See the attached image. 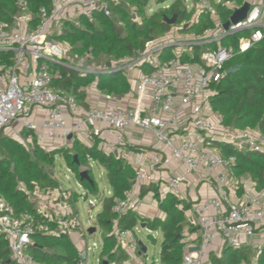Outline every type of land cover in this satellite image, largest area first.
<instances>
[{
  "label": "built area",
  "instance_id": "obj_1",
  "mask_svg": "<svg viewBox=\"0 0 264 264\" xmlns=\"http://www.w3.org/2000/svg\"><path fill=\"white\" fill-rule=\"evenodd\" d=\"M246 3V15L235 23L230 18L241 7L234 3L196 0L191 7L185 6L188 12L193 10L190 20L176 22L166 34L148 42L144 51L105 71H123L128 80L130 70L140 71L135 88L123 97L100 95L114 106L84 108L55 83L61 79V67L83 75L91 72L75 67L67 58V46L51 36L59 34L63 20L78 25L80 16L89 22L97 12L108 17L107 0H51L48 9H39L35 26L25 2H20L11 26L0 27V134L18 139L30 154L33 143L49 152L65 146L53 142L76 140L91 147L97 140L98 150L120 156L134 173L131 190L112 207L114 214L136 211L140 190L156 185L164 196L191 204L190 226L181 233L180 264H230L224 251L231 254L242 249H248L250 259L241 257L237 264H259L264 250V189L242 202L230 199L228 190L234 184L230 167L235 160L222 155L214 143L242 153H264V137L214 122L209 105L226 64L264 42V0ZM220 6L229 12L227 19L217 10ZM201 19L210 25L201 33L190 30ZM171 48L176 52L170 53ZM133 129L150 134L158 147L130 156L125 149ZM172 167L174 171H169ZM199 183L215 186L217 195L190 200L186 190ZM49 219L56 222L58 233L68 234L74 228L73 220ZM35 230L30 218L15 216L0 198V237L15 264H39L26 252ZM127 233H115L121 244ZM95 248L87 244L76 264H86Z\"/></svg>",
  "mask_w": 264,
  "mask_h": 264
},
{
  "label": "trees",
  "instance_id": "obj_2",
  "mask_svg": "<svg viewBox=\"0 0 264 264\" xmlns=\"http://www.w3.org/2000/svg\"><path fill=\"white\" fill-rule=\"evenodd\" d=\"M148 1L107 0L110 13L108 17L97 12L94 21L89 22L80 16L77 19L78 25L63 20L59 34L55 32L51 39L66 45L68 53L75 57L90 53L94 57L106 58L108 62L133 57L135 53L144 51L148 42L169 31L170 27L164 22L165 18L176 15V22L179 23L182 20H190L192 16V12L187 11L181 0H175L166 10L159 9L147 15L145 9ZM162 1L164 2L158 0V3ZM224 1L234 2L236 5L243 2ZM20 2H25L33 26L39 22L37 15L39 9L41 7L48 9L51 6V0H0V27L11 26L20 11L18 8ZM217 8L223 13L222 18L227 19L229 12L221 6ZM208 22L205 19L202 28L209 26ZM200 29L199 25L195 24L190 30L198 32ZM233 68H237V71L229 75L224 74L213 87L214 95L209 99L211 111L220 118V123L225 128L235 131H256L264 137V42L235 56L226 64L224 72ZM60 70L61 79L55 86L71 94L84 108L88 107L85 89L94 81L99 92L114 97H123L132 88L123 71L91 72L83 75L69 68L61 67ZM32 147L33 154H30L19 142L3 133L0 134V198L10 206L15 216L30 218L36 227L26 250L27 254L39 264H76L80 260V253H77L68 234L58 233L56 222L50 221L49 216L38 212L35 204L30 201L29 195L35 190L47 193L54 187L53 167L55 159L59 156L79 181L82 172L79 171L80 168L90 166L87 174L92 184L84 180L79 183L87 187L102 205L101 212L97 214L95 220L102 232L99 264H103L104 261L107 264L111 261H115L116 264L126 262L128 255L117 244L113 229L115 226L119 233L132 232L138 222V214L130 210L124 215L117 216L112 212V207L131 190L134 176L131 166L120 156L105 154L98 150L97 140L91 147L82 146L75 140L69 149L58 148L49 152L35 143ZM214 147L222 155L234 158L235 162L230 167L234 179L247 176L257 191L264 189V153H242L218 142L214 143ZM129 150L137 153L151 151L152 148L129 147ZM89 162L96 163L106 172L107 182L112 189L110 196L100 198L90 177ZM19 183L23 184V190L18 189ZM190 207V203L167 194L159 201V209L164 218L146 222L149 232L159 231L162 235L159 264H180L183 247L181 233L185 227L190 226L185 216ZM178 236L180 237L177 238ZM244 250L231 254L224 251V255L231 258L230 264H237L241 258L239 253L242 255ZM0 264H15L10 258L7 242L1 237ZM259 264H264V250L259 257Z\"/></svg>",
  "mask_w": 264,
  "mask_h": 264
},
{
  "label": "rangeland",
  "instance_id": "obj_3",
  "mask_svg": "<svg viewBox=\"0 0 264 264\" xmlns=\"http://www.w3.org/2000/svg\"><path fill=\"white\" fill-rule=\"evenodd\" d=\"M174 1L175 0H164V2L162 1L161 3H158V0H149L145 9L146 14L150 15L152 12H155L159 9L166 10ZM181 1H184L185 6H192V0ZM210 1L212 2L213 0ZM249 1L252 2L253 0ZM185 33L186 32H181L180 35H183ZM169 50L170 53H173L176 52L177 49L171 48ZM67 58L78 69L90 71L92 73L106 71L108 69L106 66L107 63H110L112 67L118 66L120 64L115 60L108 62L106 58L94 57L90 53H86L81 57H75L72 54L67 53ZM129 72L132 73L131 70ZM85 91L89 94H94V97L92 99L96 101L98 100L99 97L97 95L98 90L96 88V81L88 86ZM98 101H101V98ZM210 118L216 123H219L220 121V118L213 113H210ZM90 164V177L96 185L97 192L99 193L100 198H102L103 196H107V192L112 193V189L107 182L106 172L104 171V169L99 167L94 162H89V165ZM88 167L90 168V166L80 168L79 171L87 172ZM52 179L55 182L54 187H51V189L47 193H39L37 190H35L32 194L29 195L30 201L35 204V209L38 212H40L41 214L46 213L50 218L52 217L55 219L59 216H61L60 218H75L70 219L71 221H74V228L70 229V231L68 232L70 241L74 245L77 253H81L82 251H84L85 245L88 244V246L91 247L92 244H95L97 248L89 252L86 264H98L102 232L97 225L95 218L96 214L101 210L100 200L94 197V195L89 192L87 187L80 185L79 182L81 181H79L78 177H76L75 174H73L67 168V165L59 158V156L54 161ZM18 189L23 190V184L19 183ZM163 198L164 193L160 191V189H158L156 185L143 187L136 197L137 210L135 212L138 214V222L135 229H133V234L136 242L141 243L142 246L146 248L145 255H142L140 258L143 264H159L162 235L159 231L147 232L148 229L146 222L152 221L154 219L164 218L163 213L159 209V201ZM90 201L93 202L94 207L91 206L90 208L88 206ZM55 205L56 207H54ZM66 212H68L70 216H66ZM185 216L186 218H188L189 213L187 212ZM92 228H94L96 232L94 231L89 235L88 230ZM128 253L132 254V250H130ZM250 255L251 254L248 249H245L242 255L241 252L239 253V256L244 257L247 262L250 259ZM109 264L116 263L115 261H111Z\"/></svg>",
  "mask_w": 264,
  "mask_h": 264
},
{
  "label": "crops",
  "instance_id": "obj_4",
  "mask_svg": "<svg viewBox=\"0 0 264 264\" xmlns=\"http://www.w3.org/2000/svg\"><path fill=\"white\" fill-rule=\"evenodd\" d=\"M246 2H247V0H243L242 4L238 5V6L242 7L243 4H245ZM183 3H184V1H183ZM191 3H192V5H194L195 1L192 0ZM232 3H234V2H232ZM192 13H193V10H192ZM203 23H204V20L201 19L200 22L198 23L199 28H201V29L198 32L195 31V33H201L202 32L203 28H205V27L202 28V26L205 25ZM170 27H172V26H170ZM141 74L142 73L140 71H138V70H134V71H132V73H130L129 81L131 83L132 89L135 88L137 80H139V78L141 77ZM101 94H103V93L97 91V95H99L98 96L99 97L98 100L101 98V101H98V100L96 101V100L92 99L94 97V94H91V93L89 94L88 92H86V102H87L88 106L98 105V106L107 107V106H114V104H116V103H110V102L108 104L105 103L104 100L102 99V97L100 96ZM251 132H254L257 135L260 134V133H258L256 131H251ZM53 143L55 145H57V146L65 145L64 148H68V149L71 148V146H72V143H70V142H53ZM126 144H127L126 145V149H125L126 151H130L129 147H145V148H152V150H155L158 147V145L151 138L150 134H148L146 132H142V131L137 130V129H133V130L128 132ZM89 145L90 144H88L87 147H89ZM82 146H84V145H82ZM130 153H131L130 156L135 154V153H132V152H130ZM130 159H132V157ZM174 169H175V167H172V168L169 169V171H171V170L174 171ZM187 180L190 181V182L193 181L190 177L187 178ZM233 180H234V184L233 185L231 184V186H233L234 189L233 188L231 189V186H230V188L228 190V193H229L228 196L234 202H242L243 200L246 199L247 195H250V193L251 194H255L257 192V190L255 189L254 185L251 183V181L249 180V178L247 176H243V177H241L239 179H233ZM185 193H186V195L188 196V198L190 200H192V201H200V200H203V199L214 198L217 195V188L215 186L209 187V186H206V185H204L202 183H199L196 187L192 186L189 189H187ZM111 194H112L111 192L110 193L107 192V196H110ZM88 206L91 208V206H93V205L89 204ZM54 207H56V205ZM101 209H102V205H101ZM100 212H101V210L99 211V213ZM99 213H97V214H99ZM188 213H189V211H188ZM44 214L47 215L46 213H44ZM97 214H96V216H97ZM66 216H70V214L68 212H66ZM59 217H61V216H59ZM65 218H68V217H65ZM65 218H63V219H65ZM70 219H75V218L70 217V218L65 219V220L69 221ZM113 231H114V233L118 232L116 230L115 226H114ZM191 231H194V229H192ZM147 232H149V231L147 230ZM90 234L91 233H89V235ZM123 240L124 241L122 242V244L117 240V244L119 245L121 250H123L128 255V260L126 262H124L123 264H127V263L128 264H138V263L139 264H143L141 262L140 258H141L142 255L144 256L145 253H143L141 251V246H139V242L138 243L136 242V239L134 237L133 231L132 232H128L125 235ZM101 244H102V240H101V243H100L99 253H100L101 248H102ZM130 250H132V254L128 253ZM99 262H100V259H98V264H99Z\"/></svg>",
  "mask_w": 264,
  "mask_h": 264
},
{
  "label": "water",
  "instance_id": "obj_5",
  "mask_svg": "<svg viewBox=\"0 0 264 264\" xmlns=\"http://www.w3.org/2000/svg\"><path fill=\"white\" fill-rule=\"evenodd\" d=\"M247 11H248V4L245 3V4H243V6L239 10L235 11L232 14L229 22L235 23V22L243 19L244 16L246 15ZM176 20H177V17H176V15H174L171 18H165L164 22L166 23L167 26L170 27V26H174L176 24ZM229 22L224 24V28H226L228 26ZM106 66L110 67L111 64L107 63ZM236 71H237V68L228 69V70H226L225 75L232 74V73H234ZM69 139H70V137H69ZM12 169H13V166H11V168H10L11 172H12ZM83 180L84 181H88L90 184H92V181L89 179V176H88L87 172H81L80 173V181H83ZM94 231H95L94 228H92V229L88 230V233H92ZM179 237L180 236H178L177 238H179ZM139 246H141V251L143 253H146V248L143 247L141 243H139ZM84 258H85V255H82V259H84ZM103 264H107V263L104 261Z\"/></svg>",
  "mask_w": 264,
  "mask_h": 264
}]
</instances>
